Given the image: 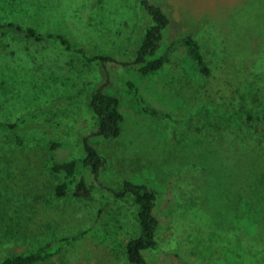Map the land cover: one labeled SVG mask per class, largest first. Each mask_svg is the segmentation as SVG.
Returning <instances> with one entry per match:
<instances>
[{
  "label": "rangeland",
  "instance_id": "1",
  "mask_svg": "<svg viewBox=\"0 0 264 264\" xmlns=\"http://www.w3.org/2000/svg\"><path fill=\"white\" fill-rule=\"evenodd\" d=\"M153 1L171 17L174 57L146 75L134 67L126 72L144 102L171 118L145 111L122 70L87 63L55 41L41 44L39 60L37 54L2 68L0 119L18 124L0 130V258L70 237L37 264H102L106 255L126 264L127 244L139 234L134 205L107 189L102 200L100 184L118 188L130 179L163 195L159 245L146 251L148 264L264 263V57L243 55L251 46L254 54L263 51L264 0ZM139 3L0 0V19L63 34L91 55L125 61L136 55L139 27L148 19ZM181 33L201 41L211 64L240 61L250 79L238 103L207 95V77L178 39ZM104 82L125 116L119 135L109 138L96 133L87 98ZM79 94L73 102L51 103ZM85 137L108 157L96 180L86 170L95 193L57 197L47 170L49 143L62 142L55 156L70 159L85 153Z\"/></svg>",
  "mask_w": 264,
  "mask_h": 264
},
{
  "label": "trees",
  "instance_id": "2",
  "mask_svg": "<svg viewBox=\"0 0 264 264\" xmlns=\"http://www.w3.org/2000/svg\"><path fill=\"white\" fill-rule=\"evenodd\" d=\"M139 6L141 11L148 15V19H145V17L143 19L145 21L140 24L141 37L139 45L136 47V55L133 59L125 61L110 55H91L85 51L84 47L73 46L69 38L63 34L43 31L33 24H24L14 19H0L1 84L3 86L6 84L5 71L2 68L17 65L16 61L24 63V60H31L37 54H39V60L41 58V44L55 41L62 46V49L64 48L69 52L72 51L73 54L83 56L87 63L92 60H99L106 70H108L109 66L122 70L123 72L121 71V73L125 76L130 88L138 94V101L142 104L145 111L153 115H164L171 118L170 113L150 107L144 102L142 95L138 93V88L126 72L128 67H134L141 75H146L162 69L168 58L174 57L171 56L174 51L169 38L170 15L160 4L153 0H140ZM178 39L183 40L188 46L189 54L196 61L200 71L207 77V81L204 84L207 95L218 103H238L240 100L239 92L244 89L250 79L248 76L245 77L243 75L245 70L240 61L232 62L231 57H229L224 61L221 59L217 64H211L207 61L203 52L201 41L194 34L181 33ZM243 55L249 58L251 55L256 58H263L264 48L263 51L261 50L254 54L251 46L250 50ZM262 62L263 60H260L256 64H262ZM35 63L37 65L41 64L36 61ZM30 68L37 70L38 66ZM107 81H109V78ZM106 84L104 82L95 91L89 92L87 98L90 109L97 117L96 133L101 137L109 138L119 135L125 116L120 108L119 97L104 90ZM80 96V94L78 96L73 95L70 98L58 96L52 99L51 103L54 105L55 102L59 103L61 101L73 102L74 99ZM37 109H43V107H38ZM261 119L264 120V117ZM17 124V121L8 122L0 119V130L16 128ZM62 146L63 143L60 141H51L49 143L52 155L47 162V170L55 180L52 189L53 193L57 197L67 195L79 198L92 197L95 193V187L87 181L86 170L90 168L96 180L102 167L108 163L107 155L99 152L88 141V137L84 138L85 153L81 156H75L70 159L57 158L55 151ZM106 189L111 191L117 199L129 196L134 205L133 214L138 222L139 234L127 244L126 264H148L146 251H154L159 245L158 232L161 223L157 210L163 201L161 191L148 183H137L130 179H125L123 185L118 188L101 183L102 200L104 199L103 192ZM70 239V237H62L55 242H47L28 251L10 253L0 258V264H37L49 260L60 251L63 243ZM109 259H112L111 256L106 255L104 259H101V263L115 264V260L109 261ZM261 261L263 262V259ZM260 264L264 263L260 262Z\"/></svg>",
  "mask_w": 264,
  "mask_h": 264
}]
</instances>
